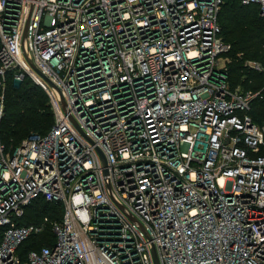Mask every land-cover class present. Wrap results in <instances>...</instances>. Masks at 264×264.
<instances>
[{"label": "built area", "instance_id": "built-area-1", "mask_svg": "<svg viewBox=\"0 0 264 264\" xmlns=\"http://www.w3.org/2000/svg\"><path fill=\"white\" fill-rule=\"evenodd\" d=\"M224 1L0 0V122L8 79L53 116L0 131V264H264V84H228ZM37 199L59 221L20 224Z\"/></svg>", "mask_w": 264, "mask_h": 264}, {"label": "trees", "instance_id": "trees-1", "mask_svg": "<svg viewBox=\"0 0 264 264\" xmlns=\"http://www.w3.org/2000/svg\"><path fill=\"white\" fill-rule=\"evenodd\" d=\"M218 23L220 37L230 50L226 54L227 81L232 89L256 92L264 84V75L247 68L249 61L264 66V19L259 17L254 6H243L237 0H225L222 4ZM258 110L263 113V104ZM253 115H255L253 113ZM53 123V116L46 95L28 78L16 83L8 79L4 89L3 115L0 122L2 141L8 150L14 149L32 133L45 134ZM61 206L37 199L24 208L20 224L40 223L47 216L50 221H59ZM54 241L48 223L37 238H29L19 247L24 257L28 250L50 247Z\"/></svg>", "mask_w": 264, "mask_h": 264}, {"label": "water", "instance_id": "water-1", "mask_svg": "<svg viewBox=\"0 0 264 264\" xmlns=\"http://www.w3.org/2000/svg\"><path fill=\"white\" fill-rule=\"evenodd\" d=\"M100 156H101L102 162L104 164L105 163V159H104L102 154H100ZM152 258H153L154 264H158V260H157L154 248H152Z\"/></svg>", "mask_w": 264, "mask_h": 264}, {"label": "rangeland", "instance_id": "rangeland-1", "mask_svg": "<svg viewBox=\"0 0 264 264\" xmlns=\"http://www.w3.org/2000/svg\"><path fill=\"white\" fill-rule=\"evenodd\" d=\"M259 15V14H258ZM260 17V16H259ZM262 18V17H261ZM264 19V18H263ZM227 62H228V58H227Z\"/></svg>", "mask_w": 264, "mask_h": 264}]
</instances>
